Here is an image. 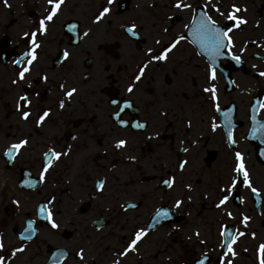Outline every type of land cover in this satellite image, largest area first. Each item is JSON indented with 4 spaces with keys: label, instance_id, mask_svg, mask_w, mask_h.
I'll return each instance as SVG.
<instances>
[{
    "label": "flooded vegetation",
    "instance_id": "1",
    "mask_svg": "<svg viewBox=\"0 0 264 264\" xmlns=\"http://www.w3.org/2000/svg\"><path fill=\"white\" fill-rule=\"evenodd\" d=\"M10 1L7 7L12 17L8 20L0 16V101L4 99L5 105L1 107L9 109L10 143L20 138H28L30 143L9 161L3 153L10 143L0 142V199L4 190L9 193L10 201L11 193L15 192L19 205L30 209L34 199L30 200L23 192H43L35 206L34 217L23 220L24 224L27 220L35 222L37 236L36 225L46 224L37 216V207L51 199L49 190L56 186L80 198L77 201L68 193L70 197L63 196L65 201L62 199L60 205L64 203L61 206L67 207L72 203L73 209L82 214H88L99 205L107 208L114 200L123 209L142 207L140 199L120 201L121 196L113 198L108 189L111 173L120 169L122 173L117 176L124 185L123 178L132 171L139 175L137 183L127 178L128 185L132 183L137 187L134 194L144 196L137 184H148L153 185L158 195L141 227L150 226L151 232L161 226L174 225L188 241L184 264H196L204 254L208 256L205 264H219L223 254L219 246L221 224L228 225L229 231L246 233L235 245L238 255L234 264H258L257 246L264 242V155L261 154L264 137L250 134V117L252 107L264 101V77L258 75L264 72V0H229L228 3L225 0H185L196 14L206 11L222 26H230L232 22L214 11L213 4L225 14L232 4L246 9L238 15L247 23L230 33L232 54L240 56L241 61L236 63L227 54L217 57L213 65L215 81L208 80L209 56L198 44L192 43L190 29L184 27L190 24L193 11L174 8L175 0L164 7L162 0H114L112 5H107V0H65L59 13L48 23L47 33L37 35L41 45L37 49L38 59L25 80L16 85L11 81L27 63L25 54L31 47V37L24 33L38 28L39 19L50 10V5L47 0ZM101 5L109 6L111 11L96 22ZM254 16L257 19L249 22ZM69 24H75L76 29L70 31ZM133 24L136 35L127 31ZM85 32L88 35H84ZM177 36H185V39L168 54V59L150 61L141 80L135 81L139 68L149 60L147 50L152 48V55L160 54ZM64 51L69 53L68 58L63 56ZM16 60L20 63H13ZM45 75L47 80L40 79ZM62 83L64 89L59 87ZM129 84L133 85L132 92L126 91ZM212 84L216 86L220 112L212 106L210 94L203 91ZM70 85L76 86L78 92L69 99L63 93ZM25 94L31 102L23 109L31 113L27 121L21 120L16 110L18 96ZM60 100L65 102L63 109L59 107ZM112 100L117 103L111 104ZM125 101L128 106L121 111ZM44 109H51L50 115L37 128L35 121ZM229 110L235 144L227 141L228 128L221 115ZM162 112L166 115H161ZM257 118L264 122V108L259 109ZM119 120L127 123L121 125ZM188 120L192 122L191 127L187 126ZM213 120L221 125L215 131L211 127ZM135 123H143L145 127L134 128ZM118 139H125L126 147L116 149L114 144ZM49 146L60 152L67 150L69 155L54 160L45 181L40 183L43 153ZM184 148L189 151L184 152ZM238 151L244 156L257 195L243 184L242 175L232 172ZM133 156L135 160L130 159ZM157 160L160 163L156 166L146 163ZM161 160L167 163L162 166ZM184 160L189 163L181 171L178 164ZM233 175L240 182L227 205L216 209L215 204L222 195L219 188H227ZM172 176L176 183L169 189L163 180ZM98 179L105 180L100 192L96 190ZM26 180L36 183L28 186L24 183ZM185 184H191L193 191L185 189ZM184 191L187 193L182 196ZM189 195L192 200L186 201L187 216L172 206L176 199L185 197L186 200ZM56 202L54 200L53 204ZM158 208H167L170 216L158 223L151 222ZM229 211L233 214L231 219L226 215ZM241 213L251 217L247 227L241 224ZM95 222L103 226L110 219L104 216L89 219L90 224L98 227ZM197 230L201 233L199 240L193 235ZM252 232L256 233L255 238ZM14 233L19 240L16 228ZM200 240L205 243L201 244Z\"/></svg>",
    "mask_w": 264,
    "mask_h": 264
},
{
    "label": "snow or ice",
    "instance_id": "2",
    "mask_svg": "<svg viewBox=\"0 0 264 264\" xmlns=\"http://www.w3.org/2000/svg\"><path fill=\"white\" fill-rule=\"evenodd\" d=\"M114 0H107V5H112ZM5 6H8L7 0H4ZM65 3V0H47V4L50 5V10L46 12V14L39 19L38 21V28L35 30L29 32H25V36L31 37L30 40V49L25 54L27 56V63L24 64L23 67L20 68L19 72L16 74V79H13L11 83L13 85H16L18 81H24L26 78V74L30 73L31 66L33 63L38 59L37 57V49L41 47V45L37 41V35L43 36L48 31V23L52 22L54 17L59 13L61 10L62 5ZM107 5H101L100 11L98 15L95 16V21L99 22L102 19H104L111 11L110 7ZM176 9H191L193 11V16L190 21V24L184 25L186 29H190L189 35L192 36V43H196L199 45L200 49L205 52L210 60L211 64L209 65L207 69L208 73V80L209 81H215L216 80V68L213 66L216 63L217 57L223 56L227 54L228 56H231V58L236 61V63H240L241 58L240 56H236L232 54V47H233V39L230 33L234 31V29H238L240 25L246 24L247 21L239 16L238 14L241 11H246V9H242L241 7L237 6L236 4H232L230 6V10L227 12V15L225 17L226 20L231 21V25H220L217 23L215 19L212 18V16L208 15L206 11H200L199 14H196V10L192 9V6L185 2V0H175V3L172 5ZM204 7H207L205 5ZM212 9L216 11L220 16H225V13L220 12L219 8L216 4H213ZM69 30H75L76 25L75 24H69L67 25ZM135 24H133L131 27L127 28V31L129 33H132V35H136V33L133 31L135 28ZM84 35H88L87 32L84 33ZM185 36H177L175 37L169 45H167L160 54L152 55V48H149L147 50L149 54V60L145 61L142 66L139 68L138 73L135 75L134 80L140 81L142 76L145 73V69L148 67V63L150 61H166L168 59V54L172 52L180 43V41L184 40ZM159 43V41H157ZM253 43H255L253 41ZM223 50H227L225 53ZM241 52L244 51V48L240 49ZM63 56L65 58H68L69 53L67 51L63 52ZM13 63L19 64L20 61L16 60L13 61ZM255 67V65H253ZM258 75L264 77V72L258 73ZM42 80H47L48 76H42L40 77ZM61 89L65 88V85L62 83L59 85ZM127 92L133 91V85L129 84L127 89ZM205 93L210 94V101L212 103V106L216 109L217 112H220V105L217 102V92H216V86L215 84H212L209 87H205L203 89ZM78 92V88L76 86H69L66 91H64V97L66 98H72L74 94ZM30 101L28 100L27 95H20L18 96L16 100V110L19 113V118L21 120L27 121L31 115L30 111L23 110L27 109L30 105ZM111 104L115 105L117 101L112 100L110 101ZM65 106L64 100L59 101V107L63 109ZM128 106V102L125 101L121 111H123L124 107ZM260 108H264V101H261L259 105H254L251 109V135L256 136L257 134H260L262 137H264V122L259 120L257 118V113ZM51 109H44L39 114L38 118L35 121V125L37 128L41 127L44 122L46 121V118L49 117ZM230 112L226 111L221 113L224 124L227 126V141L229 144H235L236 141L233 138V132H232V125H231V117ZM114 115H119V113H115ZM161 115H166L165 112H162ZM119 124L124 125L127 123V121L119 120ZM191 120L187 121V126L191 127ZM134 128H144L145 125L143 123H135L132 125ZM221 125L217 124L215 120L212 121L211 127L212 130L215 131L217 128H219ZM75 139V137H73ZM30 143L28 138H20L18 141L14 143H10L7 148L5 149L3 155L8 158L9 161L13 159L14 156H16L21 149L28 146ZM191 143L195 144L196 141H192ZM127 141L125 139H118L114 147L116 149H121L126 147ZM184 152H188V148L183 149ZM264 155V152L261 153ZM69 155V152L67 150L60 152L56 151L52 146H49L47 151L43 153V163L42 168L39 173V182L43 183L45 181L46 174L48 173L49 169L53 166V161H58L62 156ZM131 160H135L136 157H130ZM235 163L234 167L232 168L233 173H238L242 175V182L245 186L251 189V192L254 195L258 194V190L252 186V182L250 179V174L246 170L245 163H244V156L241 152H236L234 157ZM189 163V161L184 160L181 161L178 164V168L183 171L186 167V165ZM240 181L238 180L236 175H233L230 177V180L228 182L227 188L221 187L219 188L220 193L222 195L218 198V202L215 204L216 209H221L222 207H225L227 205V202L229 201L230 196L232 195L233 190L237 187L238 183ZM28 186H33L36 181L35 180H26L24 181ZM176 183V178L174 176L169 177L165 180H163V184L171 189L174 187ZM105 184L104 179H98L96 181V190L98 192L103 190V186ZM185 189H187L189 192L193 191L191 184H185ZM227 192V194H223ZM55 200V197H52L49 199L46 203H41L37 207V216L42 217L47 220L48 224L52 229H56L59 227V225L56 223L55 219L53 218V210L50 207V205H53V202ZM192 196L189 195L186 197L187 202H191ZM185 199H176L173 208H180L185 202ZM241 202H243L241 198ZM13 204H19V201L13 200ZM226 215L229 217V219L232 218V212H226ZM170 216V212L167 208H158L155 211V216L153 217L154 220L159 222L160 219L168 218ZM251 217L241 213V224H243L245 227H247L248 222L250 221ZM34 221L29 220L28 221V227L25 229V232L22 234L24 241H29L32 238V235L35 234L36 230L32 227ZM150 226H145L141 228L135 229L133 232L131 238L127 242L126 247H124L122 250H117L116 253L113 254L111 258V264H121V260L126 258L130 253H136L138 255V248L139 245L143 242V240L147 237L149 232ZM245 232L233 230L229 231V226L225 224H221L219 228V236H220V244L219 246L223 250V254L219 257V264H234V258L238 255V253L235 250V245L238 242V240L245 236ZM193 235L199 240V237L201 233L197 230L193 233ZM252 237L255 238L256 233H251ZM188 239H191L189 237ZM201 244H204V240L199 241ZM5 248V244L2 239H0V252H2ZM26 251L25 243H21L19 247H14L10 250L9 255H0V264H10L12 260H14L17 257L18 253H23ZM246 251V250H245ZM84 248H80L78 251H76L75 256L79 258L81 261L85 260L84 255ZM67 256V253L63 250H57L53 252L47 262V264H59V261L65 259ZM208 259V256L206 254L202 255V258L198 259L196 261V264H205V261ZM257 260L258 264H264V242L260 243L257 246Z\"/></svg>",
    "mask_w": 264,
    "mask_h": 264
},
{
    "label": "rangeland",
    "instance_id": "3",
    "mask_svg": "<svg viewBox=\"0 0 264 264\" xmlns=\"http://www.w3.org/2000/svg\"><path fill=\"white\" fill-rule=\"evenodd\" d=\"M169 1L171 0H162V2H160L164 7L169 6L167 5ZM228 1L229 0H225L226 3H228ZM8 2L10 3L11 1L8 0L7 4ZM0 5V16H2V19L5 18L9 20L12 17L8 12L9 7L5 6L4 0H0ZM4 6L6 8L5 10ZM226 15L227 14H225V17ZM256 19L255 16L251 17L249 22L253 23ZM3 100L4 99H2V101ZM2 101H0V142L4 145H8L10 143L11 131L10 116L8 107H1L2 104L3 106L5 105ZM165 162L167 163V161L161 160V165L164 166ZM146 163H153L156 166L160 161H146ZM121 173L122 171L120 169L115 170L108 178L109 183L107 185L108 189L113 193L112 197L118 199V197L121 196L120 201L125 199H132L134 201L140 199L142 201V207L123 209L114 200L113 205H109L107 208L103 205H99L89 211L88 214H82L76 208L73 209V205L69 203L70 200L68 199H66V201L70 206H61L64 205V203L60 205V201L64 199L63 196H70L62 187L56 186L49 190L52 197H55L57 201L55 204L50 205V207L53 210V218L59 227L52 229L50 225L40 223L36 225L37 236L29 241L18 240L14 233V228L20 231L24 227V218L30 216L34 217L35 206H37L36 204H38V200L41 199L43 192L40 194L23 192L30 200L32 198L34 199V204L32 203L33 205L30 206L33 207V209L30 208L32 209L30 210L23 208L19 204L12 203L9 205V202L16 200L17 195L15 192L11 193L10 201V197L8 196L9 193L4 190L0 199V239L3 240L5 248L0 252V255L7 256L12 248L19 247L21 243H25L26 251L18 253L17 257L12 260L10 264H46L49 256L48 246L51 248H62L68 252V258L64 259L59 264H111L113 254L116 253L117 250H122L126 247L135 229L141 228L147 211H150L149 209L156 204V198L158 196L156 192H154L153 185L148 184H137L141 187L140 192L143 190L142 192L145 193L144 196H139L138 193L134 194L133 192L137 187L133 186L132 183L128 185L127 178H133V182L137 183L136 180L139 175L129 171V174L123 178V182H125L123 185V183L119 181L121 178L119 179L117 176ZM56 178H58V176H56ZM113 185L116 188L115 192L112 189ZM62 192H64V194ZM177 192L179 193V190ZM186 193L187 191L181 192V195L185 196ZM184 198L185 197H182V199ZM187 206L185 202L180 208H177V211L188 216ZM68 207L71 209L68 211L72 213L70 217H68L70 214L64 216L61 213V211L67 210ZM99 216L108 217L110 222L100 228L89 223L90 218ZM173 226H161L149 232L147 237L139 245L138 255L130 253L126 258L121 260V264H184V249L188 241L186 237L176 231V227L173 228ZM172 230H175V232H172ZM64 231H69L71 234L65 237L63 235ZM80 248H84L85 250L84 261L74 256L76 251ZM107 261H109V263H107Z\"/></svg>",
    "mask_w": 264,
    "mask_h": 264
},
{
    "label": "water",
    "instance_id": "4",
    "mask_svg": "<svg viewBox=\"0 0 264 264\" xmlns=\"http://www.w3.org/2000/svg\"><path fill=\"white\" fill-rule=\"evenodd\" d=\"M198 14H199V13H198ZM198 14H197V15H198ZM154 216H155V213H154V215H153L152 218H151V222H155V221H156V220L153 219ZM41 218H42V217H41ZM43 220H44V222L48 223L46 219L43 218ZM28 221H29V220L26 221L25 228H23V230H22L20 233H18V237H19V239H21V240H23L22 234L25 232V229L28 227ZM32 221H33V220H32ZM159 221H163V219H160ZM156 222H157V221H156ZM95 224H96L97 226L101 225L100 222H95ZM32 227L35 229V224H34V223H33ZM35 235H36V232H35L34 235H32V238H31V239H33V238L35 237ZM69 235H70V232H69V231L64 232V236L68 237ZM48 249H49V251H50V256H51V254H52L53 252H55V251H57V250H63V251H65V252L67 253L66 250L61 249V248H51V247H48ZM50 256H49V258H50ZM67 256H68V253H67ZM67 256H66V257H67ZM48 260H49V259H48ZM61 261H62V260H61ZM61 261H59V263H60ZM47 262H48V261H47Z\"/></svg>",
    "mask_w": 264,
    "mask_h": 264
},
{
    "label": "bare ground",
    "instance_id": "5",
    "mask_svg": "<svg viewBox=\"0 0 264 264\" xmlns=\"http://www.w3.org/2000/svg\"><path fill=\"white\" fill-rule=\"evenodd\" d=\"M68 193H69L74 199H76V196H75V194H74L73 192L69 191ZM76 200L78 201V200H80V198H78V199H76ZM25 209H29V208L26 207ZM32 209H33V208H32ZM32 209H30V210H32ZM62 209H63V208H62ZM68 210H71V209L67 208V210H65V211H61L62 215H64V216L67 215V216H68V215L70 214V215L68 216V217H70L72 213L69 212ZM110 244H111V243H110ZM112 245H113V243H112ZM138 252H139V249H138ZM132 254H136V253H132ZM85 262H86V261H85ZM107 263H109V261H107ZM105 264H106V263H105Z\"/></svg>",
    "mask_w": 264,
    "mask_h": 264
}]
</instances>
